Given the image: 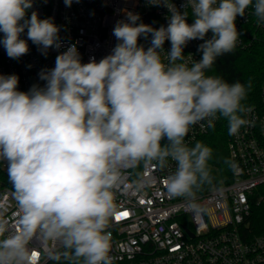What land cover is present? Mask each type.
Listing matches in <instances>:
<instances>
[{
	"label": "clouds",
	"instance_id": "9594fccd",
	"mask_svg": "<svg viewBox=\"0 0 264 264\" xmlns=\"http://www.w3.org/2000/svg\"><path fill=\"white\" fill-rule=\"evenodd\" d=\"M148 3L168 9L167 26L138 23L139 14L127 12L113 29L118 43L99 62L82 63L73 44L41 71L43 88L18 91V76L0 75V161L18 208L15 230L0 213V264H37L36 246L46 242L59 245L45 253L57 264H114L107 229L115 189L141 163L163 170L173 161L167 194L198 210L196 193L212 181V149L185 138L202 121L224 118L230 135L247 123L245 84L206 72L236 49L238 17L251 8L264 24V0H186L183 12L172 0ZM32 7L33 0H0V44L9 58L27 54V40L45 54L61 47L60 28L36 11L28 16ZM149 36L145 49L138 40ZM197 39L201 58L189 65L184 48ZM165 41L171 47L162 57Z\"/></svg>",
	"mask_w": 264,
	"mask_h": 264
},
{
	"label": "built area",
	"instance_id": "2783aa9c",
	"mask_svg": "<svg viewBox=\"0 0 264 264\" xmlns=\"http://www.w3.org/2000/svg\"><path fill=\"white\" fill-rule=\"evenodd\" d=\"M186 0H172L183 12ZM36 11L40 19L52 18L60 28L61 47L46 52L27 40L29 52L19 59L9 58L0 44V75H16L18 91L28 92L33 86L43 88L46 81L40 79L42 70L55 67L57 55L73 44L80 54L81 62L91 59L99 62L110 55L118 41L113 29L126 13L140 16V21L154 28L167 26L169 12L163 6H152L148 0H73L70 7L64 0H33L28 16ZM187 22H194L191 9ZM241 35L237 48H248L255 42H264V24H258L252 9L244 18H237ZM209 32L206 39L211 38ZM3 33H0L2 39ZM151 37L138 40L145 49ZM203 41L192 40L184 48V62L191 65L199 60V45ZM162 57L170 50L165 41ZM167 63V60L164 61ZM242 117L247 123L239 134L230 135L228 152L231 177L227 182L213 185L206 191L196 193L198 210L184 198L170 197L163 184L164 178L175 170L169 161L167 169L145 167L143 163L129 169L123 176L116 192V214L107 231L112 234L114 263L120 264H264V232L252 234L250 226L255 214L264 212V78L261 85V103L245 108ZM207 121L190 128L186 143L191 147L197 139L214 128ZM0 213L15 230L18 208L14 189L8 184L6 163L0 161ZM127 212V215H122ZM120 216L117 219V216ZM59 248L51 242L36 246L37 264H48L45 253Z\"/></svg>",
	"mask_w": 264,
	"mask_h": 264
},
{
	"label": "trees",
	"instance_id": "16d2710c",
	"mask_svg": "<svg viewBox=\"0 0 264 264\" xmlns=\"http://www.w3.org/2000/svg\"><path fill=\"white\" fill-rule=\"evenodd\" d=\"M206 75L222 77L229 83L239 81L245 84L248 88V95L245 101L242 102L244 108L250 105H259L261 103V85L264 78V42L259 40L248 48L236 47L232 53L219 57L213 67L206 72ZM228 139V122L224 118H220L214 128L197 139L196 142H201L212 149V158L208 162L212 181L203 185L200 190L206 191L213 185H220L230 179ZM2 173L0 170V177H2ZM8 184L11 185L9 180ZM250 230L252 234L264 232L263 211L257 215L255 214ZM48 264H57V262L51 260ZM60 264H66V262L61 261Z\"/></svg>",
	"mask_w": 264,
	"mask_h": 264
},
{
	"label": "snow or ice",
	"instance_id": "6c2138e0",
	"mask_svg": "<svg viewBox=\"0 0 264 264\" xmlns=\"http://www.w3.org/2000/svg\"><path fill=\"white\" fill-rule=\"evenodd\" d=\"M122 215L126 216L127 215V212L123 213ZM119 218H120V216L118 215L117 216V219H119Z\"/></svg>",
	"mask_w": 264,
	"mask_h": 264
}]
</instances>
